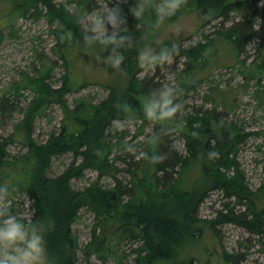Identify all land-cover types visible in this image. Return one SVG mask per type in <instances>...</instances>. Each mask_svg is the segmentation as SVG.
<instances>
[{
  "label": "trees",
  "instance_id": "16d2710c",
  "mask_svg": "<svg viewBox=\"0 0 264 264\" xmlns=\"http://www.w3.org/2000/svg\"><path fill=\"white\" fill-rule=\"evenodd\" d=\"M94 1L76 4L86 14ZM17 7L21 16L33 10L30 15L35 19H47L56 40L52 51L67 70L62 84L52 87V67L39 55L42 63L38 70L31 69L0 90V128L16 113L21 115L0 144V182L14 184V194H25L32 202L30 221L46 225L49 218L55 220V228L46 233L51 264H79V250L85 264H94L93 256L105 261L116 255L122 244L136 245L131 250L136 264H196L194 257L185 256V249L199 241L207 224L213 231L222 224H234L250 233L264 234V206L258 204L259 200L264 203V186L252 190L238 162L241 148L257 133L246 131L230 118L236 111V99L230 97L234 91L229 93L213 83L202 96V105H186L189 94L197 92L208 77L207 70L221 64L223 53L237 60V70L245 80L242 87L257 80L258 89L253 96L260 103L264 101V91L260 89L264 73V0H185L177 15L170 18L201 9L205 13L204 26L219 21L220 28L212 35H204L205 42L194 46L163 43L173 49L172 57L177 61L184 59L174 85L180 109L175 119L167 122L149 121L143 115L145 98L165 83L157 81L155 75L140 76L142 69L136 55L150 30L145 22L138 24L127 5L119 7L135 42L125 50L124 71L119 72L125 80L124 88L107 86L105 99L93 103L78 98L74 107H70L66 95L81 92L88 83L71 78L69 62L77 47L93 50L83 43L81 19L55 0H20ZM236 13L241 19L226 27ZM57 20L59 25L54 27ZM257 20H262V24ZM68 30L71 38H62L61 34ZM255 40L259 41L258 54L247 64L239 58ZM104 55H108L107 50ZM25 92L33 95L21 108ZM123 104L128 105L127 112L118 107ZM53 105L61 108L64 118L59 129L39 143L33 138L34 121ZM128 121L139 123L137 131L144 137L133 151L116 127L117 122ZM179 138L183 140V151L177 145ZM14 142L28 148V152L11 161L7 147ZM213 149L219 156L209 159L207 153ZM69 153L73 155L71 164L60 175L50 176L52 160ZM142 153L159 154L162 158L152 161ZM118 162L125 165L122 171L126 173V183L118 177ZM87 170L97 173V181L83 191L75 190L72 180L82 178ZM104 176L114 180L113 187H100L99 180ZM214 191L221 192L228 202L213 220L200 219V207ZM13 205L12 198L10 210ZM119 206L125 211L118 213ZM84 207L95 211L98 221L107 222L112 229L102 237L93 229L92 241L81 248L72 226ZM224 255L228 264H241V256L227 252Z\"/></svg>",
  "mask_w": 264,
  "mask_h": 264
},
{
  "label": "rangeland",
  "instance_id": "374dc122",
  "mask_svg": "<svg viewBox=\"0 0 264 264\" xmlns=\"http://www.w3.org/2000/svg\"><path fill=\"white\" fill-rule=\"evenodd\" d=\"M82 1L85 0H55L56 3L64 6ZM19 2L20 0H0V90L6 89L11 83L18 81L24 73L31 69L38 70L42 63V60L38 57L39 55L42 59L48 60L52 67L50 74L51 86H60L62 77L67 70L63 65V61L52 51L56 40L51 33V27L45 17L35 19L30 15L33 10L26 16H21L17 11ZM134 2L135 0H95L89 4L88 8L90 12L107 4H109V7L116 4H125L130 10L134 6ZM240 19V14H233L225 26L229 27ZM204 21L205 13L203 10L188 11L171 20L172 24L179 26L178 31H173L168 27H163L159 31H150L144 38L146 42L140 48L146 44H152L158 49L164 42L168 41L183 47L194 46L199 42L204 43V35H212L216 29L220 28L219 21L205 26ZM257 21L260 25L262 24V20ZM144 22L146 26L147 20ZM81 26L85 30V21L82 19ZM109 30H111L110 26ZM258 43V40L252 42L239 59L246 60L247 64L256 59ZM98 52L95 49L88 51L78 47L75 50L73 60L71 59L69 62L71 78L78 83L86 82L88 85L81 92L66 95L70 107H74V101L78 98L89 99L93 103L100 102L108 96L107 86L124 88L125 80L120 76V73L114 72L110 67L103 65L102 61H98L96 58ZM220 57H223L222 62L219 61L221 64L207 70L206 76L208 77L197 92L189 94L186 105L190 107L202 105V96L207 93L213 83L220 88H226L229 93L231 90L234 91H231L232 95L230 94V97L236 99V111L235 113L232 112L230 118L242 124L246 131L257 133V135L249 138L241 148L238 156V162L249 187L257 191L264 186V101L260 103L253 96V93L258 89L257 80H252L247 87H242L245 80L243 74H239L237 70L239 69L237 60L229 58L224 53ZM183 61L184 59L177 61L174 57H171L169 61L151 69L142 67L139 64L138 66L142 69L140 76L155 75L156 80L161 83L176 85V78L179 70L183 67ZM233 66H235L234 69ZM260 89L264 91V73L261 77ZM32 95L31 92H25L23 100L19 104L21 108L29 103ZM261 97L264 98V93H261ZM63 118V111L58 105L50 106L42 116L36 117L33 125V138L39 143L45 142L52 132L59 129ZM20 119L21 115L18 112L0 128V144L4 138L11 134L14 123ZM116 127L119 132L124 133L125 141L129 142L132 151L137 141L144 138L143 135H139L137 131L139 123L135 121L117 122ZM149 131L150 129H146V132ZM177 145L181 151L184 150L181 138L177 140ZM7 150L11 156L9 159L11 161L20 159L28 152V148L18 142L9 144ZM72 161L73 155L70 153L55 157L51 162L49 175L53 177L60 175ZM118 167L120 169L118 177L126 183V173L122 171L125 165L118 162ZM97 179L98 175L95 171L87 170L82 178L72 180V187L75 190L83 191ZM99 185L103 188H110L114 186V180L109 176H104L99 180ZM226 202L228 201L224 199L221 192H211L200 207V219L213 220L218 212L224 208ZM13 204L10 211L25 220L32 218V202L25 194H14ZM258 204L260 207L264 206V203L260 200ZM124 211V207H118V213ZM207 225H205L201 236L199 235V241L189 244L185 249V256L194 257L196 264H228L225 259V252L237 257L241 256V264H264V234H253L234 224H222L216 227L215 231ZM72 228L81 248L92 241L93 229H96L98 237H102L112 229L107 222L100 223L96 212L89 207L81 209L80 219L73 224ZM135 247L136 245L122 244L116 255L107 257L105 261L93 256L91 262L94 264H136L135 256L131 252ZM124 253L126 256H124ZM78 257L79 264H85L82 260L83 253L81 250L78 251ZM158 264H181V261H175L174 263L159 262Z\"/></svg>",
  "mask_w": 264,
  "mask_h": 264
},
{
  "label": "clouds",
  "instance_id": "9594fccd",
  "mask_svg": "<svg viewBox=\"0 0 264 264\" xmlns=\"http://www.w3.org/2000/svg\"><path fill=\"white\" fill-rule=\"evenodd\" d=\"M184 4L185 0H135L130 12L138 24L147 20L146 27L150 31H159L163 27L178 31L179 26L172 24L170 18L176 16ZM65 7L70 14L85 21L83 43L87 48L100 50L97 60L102 61L103 65L110 67L114 72L122 73V65L126 59L125 50L132 48L135 41L134 36L129 34L126 17L119 5L109 7L107 4L86 14L81 13L75 3L66 4ZM57 25L58 20L53 26ZM61 35L62 38H71L72 33L68 30ZM106 50L108 55H102ZM172 54L173 49L167 45L157 49L152 44H146L138 49L137 59L142 67L151 69L169 61ZM177 96L178 90L172 83L162 84L145 98L142 106L144 117L153 122L174 120L180 109ZM118 107L125 112L129 110L127 104ZM142 155L152 161L162 158L159 154ZM207 155L211 159L218 157L219 153L213 149L209 150ZM14 190V184L0 182V264H51L46 233L55 228V220L49 218L46 225L34 223L10 211L9 205L12 203Z\"/></svg>",
  "mask_w": 264,
  "mask_h": 264
}]
</instances>
